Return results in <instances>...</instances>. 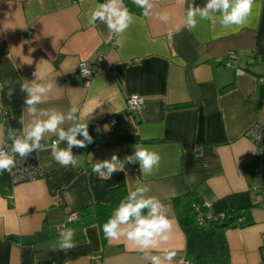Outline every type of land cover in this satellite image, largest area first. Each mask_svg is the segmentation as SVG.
<instances>
[{
    "label": "crops",
    "instance_id": "0c3cea01",
    "mask_svg": "<svg viewBox=\"0 0 264 264\" xmlns=\"http://www.w3.org/2000/svg\"><path fill=\"white\" fill-rule=\"evenodd\" d=\"M103 2L0 0V84L11 81L0 90V107L7 112L0 145L10 149L9 132L22 134L21 116L30 119L20 88L36 79L37 70L53 84L39 107L67 112L76 105L89 134L98 136L89 149L73 148L76 166L61 167L49 149L37 154L42 175L34 180L14 183L9 172L0 173V264H150L123 238L110 241L101 232L96 206L108 204L110 189L121 183L123 198L143 184L165 205L174 228L159 251H175L172 264L179 258L264 264V211L253 191L261 177L254 169L255 146L244 137L247 127L264 123V0H254L243 25L223 28L202 20L192 30L184 17L193 0H154L147 18L132 0H123L137 19L119 44L105 24L97 21L93 28L86 22L87 9ZM194 2L203 6L206 0ZM162 11L170 13L167 24L156 18ZM228 51L237 54L233 65L224 64ZM99 55L86 84L78 64ZM133 94L144 102L129 115L126 99ZM123 136L133 141L121 142ZM136 144L160 156L151 174L139 163L107 179L92 173V163L114 153L123 160ZM197 201H209L214 212L237 210L242 220L229 227L199 225L190 212ZM72 212L78 217L66 228L75 230V247L55 250L58 224Z\"/></svg>",
    "mask_w": 264,
    "mask_h": 264
},
{
    "label": "clouds",
    "instance_id": "9594fccd",
    "mask_svg": "<svg viewBox=\"0 0 264 264\" xmlns=\"http://www.w3.org/2000/svg\"><path fill=\"white\" fill-rule=\"evenodd\" d=\"M132 3L141 9L143 17L153 15L154 0H132ZM253 4L254 0H206L203 6H199L193 0L187 8L184 25L192 30L197 27L199 21L207 20L213 25L219 23L223 28L240 26L251 15ZM84 16L87 24L93 28L97 21L105 24L109 33L115 35L117 44L137 19L123 0H104L103 3H96L87 9ZM156 18L167 24L171 16L168 11H162L156 13ZM172 37L173 33L168 32L167 38L171 40ZM109 38L111 39V35ZM34 75L36 77L34 81L30 83L25 81L20 88L26 94L24 103L30 119L26 123L24 116H21L19 123L23 125L22 134H17L15 130L9 132L12 144L10 151L0 149V173L12 171L16 165L17 155L24 159L33 151L49 149L51 157L61 167L76 166L77 159L73 154V148H85L94 142L89 134L88 122L79 118L80 110L76 105L70 106L67 112L56 108L39 107L47 102L53 84L44 82L45 74L40 70ZM84 75L88 73L85 71ZM9 84L11 81L5 80L0 84V90ZM13 95L14 90L9 87L7 97L11 99ZM49 135L57 138L50 145L42 144L41 141ZM62 143L66 144V147H61ZM135 163H139L140 170L148 175L159 166L160 156L136 144L132 155H127L121 160L114 153L110 159L92 163L91 171L107 179L115 172H125L127 164ZM190 179L194 181L195 176ZM150 191L149 186L136 184L134 190L130 189L127 196L114 208L102 230L105 238L110 241L121 238L126 240L137 251L143 253L150 264H172L176 256L175 251L159 250L171 239L174 222L168 216L165 205L157 197L149 195ZM74 237L75 230L65 227L59 233L58 248L55 250L67 251L74 248ZM153 251H159V254H152Z\"/></svg>",
    "mask_w": 264,
    "mask_h": 264
},
{
    "label": "built area",
    "instance_id": "2783aa9c",
    "mask_svg": "<svg viewBox=\"0 0 264 264\" xmlns=\"http://www.w3.org/2000/svg\"><path fill=\"white\" fill-rule=\"evenodd\" d=\"M112 45H115V42L112 41ZM237 54L235 51H228L225 55V65H233L236 62ZM102 57L99 55L94 61H80L78 64V74L83 79V81L88 84L95 71L99 66ZM87 72L88 75H84V72ZM143 98L137 94L130 95L126 99L125 111L129 115H135L138 113L143 106ZM7 118V112L0 107V122L5 123ZM244 137L253 143L256 149V154L254 157V169L261 177V184L253 187V191L259 197V205L264 211V123H254L247 127L244 131ZM50 141H41L42 144L50 145ZM0 149L5 151H10L6 143L0 145ZM37 154L38 151H33L29 156L22 159L18 155L16 156V165L10 172L11 179L14 183H20L25 181L34 180L42 175V171L37 163ZM97 175V174H96ZM98 176V175H97ZM100 177V176H99ZM190 212L199 225L203 223H210L212 225H226L234 226L237 225L241 220L242 216L237 210H224L214 212L211 210V203L209 201H197L191 203ZM78 217L77 212H72L67 215H64L61 222L58 224L57 232L60 233L67 224L76 220ZM262 244L264 248V232L262 234ZM264 260V254H263ZM175 264H195L193 261H190L185 258H179Z\"/></svg>",
    "mask_w": 264,
    "mask_h": 264
},
{
    "label": "trees",
    "instance_id": "16d2710c",
    "mask_svg": "<svg viewBox=\"0 0 264 264\" xmlns=\"http://www.w3.org/2000/svg\"><path fill=\"white\" fill-rule=\"evenodd\" d=\"M90 135L93 137L94 142L92 144H89L87 147H85L86 149L91 148L98 140V136L96 134H90ZM120 141L121 142H131L133 141V138L123 136V137H120ZM124 196H125V188H124V184L121 183L117 187L110 189L109 191L110 200L108 204H105V205L99 204L96 206L95 213L98 217L99 225H100L101 232L103 235H104L103 230H102L103 224L111 216L112 211L114 210L117 202L123 199ZM222 226H226V225H222Z\"/></svg>",
    "mask_w": 264,
    "mask_h": 264
}]
</instances>
